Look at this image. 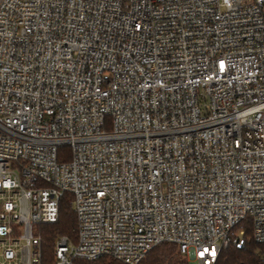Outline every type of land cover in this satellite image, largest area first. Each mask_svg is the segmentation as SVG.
I'll return each instance as SVG.
<instances>
[{
  "label": "built area",
  "instance_id": "obj_1",
  "mask_svg": "<svg viewBox=\"0 0 264 264\" xmlns=\"http://www.w3.org/2000/svg\"><path fill=\"white\" fill-rule=\"evenodd\" d=\"M65 192L53 264L264 242V0H0V264Z\"/></svg>",
  "mask_w": 264,
  "mask_h": 264
},
{
  "label": "trees",
  "instance_id": "obj_2",
  "mask_svg": "<svg viewBox=\"0 0 264 264\" xmlns=\"http://www.w3.org/2000/svg\"><path fill=\"white\" fill-rule=\"evenodd\" d=\"M71 153L68 146H62L58 151V160L67 161ZM72 195L65 192L59 201V215L54 223L39 225L42 241V264H53V246L55 239L65 235L75 243L77 239V218L73 210ZM248 233L250 229L248 228ZM76 264H125L110 256H100L93 260L75 261ZM137 264H191L183 254L177 251L174 243L162 242L149 250ZM213 264H264V242L250 240L244 248L230 246L222 249Z\"/></svg>",
  "mask_w": 264,
  "mask_h": 264
}]
</instances>
